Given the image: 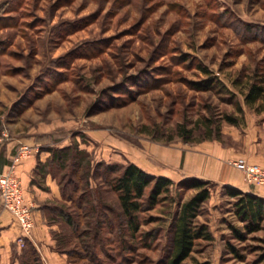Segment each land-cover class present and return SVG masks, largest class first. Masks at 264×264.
Returning a JSON list of instances; mask_svg holds the SVG:
<instances>
[{
  "label": "rangeland",
  "instance_id": "374dc122",
  "mask_svg": "<svg viewBox=\"0 0 264 264\" xmlns=\"http://www.w3.org/2000/svg\"><path fill=\"white\" fill-rule=\"evenodd\" d=\"M210 78L213 89H193ZM260 79L264 0H0L1 124L44 135L45 150L68 148L82 160L76 173L72 156L62 170L45 165L65 191L72 183L80 188L72 200L85 195L80 207L61 196L46 208V218L48 209L62 207L77 224L74 230L63 217L52 221L53 249L67 264H165L172 218L197 191L175 182L153 207L144 205L131 233L102 177L118 172L107 174L103 166L126 163L123 144L140 150L146 141L183 142L179 126L198 141L208 122L219 125L220 137L264 125V101L250 109L241 91ZM237 103L243 122L229 125L223 115L240 119ZM88 161L99 176L82 194ZM208 188L195 223L206 225L212 239L197 240L182 264H264V220L260 230L245 233L235 200L215 183ZM34 256L15 250L9 264H42Z\"/></svg>",
  "mask_w": 264,
  "mask_h": 264
},
{
  "label": "crops",
  "instance_id": "0c3cea01",
  "mask_svg": "<svg viewBox=\"0 0 264 264\" xmlns=\"http://www.w3.org/2000/svg\"><path fill=\"white\" fill-rule=\"evenodd\" d=\"M3 125L0 135V173L7 169L11 158L21 145L31 147V155L16 169L23 194L32 205L34 226L32 234L18 243L22 237L14 218L2 208L0 203V264H9L12 252L22 251L25 245L35 248L42 264H67L65 256L53 249L52 225L46 221V208L53 201L60 200L58 182L51 174L41 177L37 169L42 168L51 158V150H45L36 141L34 131L16 132ZM245 130L222 132L221 139L203 140L194 144L184 142L158 144L146 141L139 150L121 146L125 162L136 165L144 172L171 180L195 178L215 183L222 189L229 187L243 193L264 198V188L247 185L243 174L229 162L245 159L249 164L264 168V125H248ZM229 134V140L224 135ZM122 163V161H119Z\"/></svg>",
  "mask_w": 264,
  "mask_h": 264
},
{
  "label": "trees",
  "instance_id": "16d2710c",
  "mask_svg": "<svg viewBox=\"0 0 264 264\" xmlns=\"http://www.w3.org/2000/svg\"><path fill=\"white\" fill-rule=\"evenodd\" d=\"M198 70H200L204 75L210 76L211 73L205 67L197 65ZM216 79H209L203 81V83H195L193 84V89L197 91H208L213 89L216 86ZM237 82H233L235 86ZM243 102L246 107L252 109L255 106H260L264 101V81L260 79V81L249 83L246 86L245 91L241 89ZM236 112L239 114L240 119L234 115H223V121H225L229 125H239L243 122L244 111L239 103L235 105ZM259 111V110H258ZM3 130V125L0 121V135ZM203 137L198 141H193L191 138L192 130L185 129L182 126H179V137L182 139L184 143L194 144L203 140H218L220 138V127L219 125L212 127V123L208 122L203 129ZM42 135L41 137H43ZM41 137H37L36 141L41 143ZM172 139L170 138L168 142ZM41 146H44L41 143ZM68 148L61 149H52L51 150V158L47 164H56L58 169L62 170L65 166L66 161L70 160L72 156V171L76 173V170L80 168V163L78 158V152L75 151L72 155H69ZM78 158V159H77ZM82 161V160H80ZM44 164L42 168L37 169V173L43 177L47 173ZM105 172L109 173H117L114 177L108 179V175L105 174L104 182L109 186L110 190L115 194L119 207H120V216L123 218L125 223V228L131 233H135L138 230V214L143 210L144 205H148L149 208L153 207L159 201V197L163 194H167L170 191V187L173 186L171 180L159 177L155 175H150L136 165L130 162H126L125 164L118 167L115 165H104ZM85 173L81 175V178H86V187L82 194L90 192L91 187L89 185V179H94L96 173V169H91V164L88 161L86 163ZM92 171V172H91ZM91 174V176H90ZM52 175V174H51ZM55 175H52L53 178ZM99 176V175H98ZM70 183H72L70 181ZM62 183L59 182V188ZM209 181H203L195 178L183 179L176 182L177 188L182 189H192L196 190L197 193L188 201L182 203L179 206L178 211L174 214L170 226V242H169V255L165 261V264H182L184 260H186L190 253L193 250L195 242L197 240H205L210 241L212 236L208 231L206 225L204 224H196L195 218L198 215V208L201 203L205 202L209 198ZM72 189L70 192L65 191V187L62 186L60 189L61 196L65 199V201H70L71 203H75L78 207H80V203L85 195H80L77 200H72L73 193H77L80 188L74 183H72ZM149 188L148 194L146 198L144 197L146 190ZM225 193L233 198L234 201V210L235 215L243 223V229L245 233H252L261 229V222L264 220V198L243 193L237 189L226 187L224 188ZM71 195V197H70ZM89 200V199H88ZM91 211H95L93 206H90ZM94 209V210H93ZM50 212V216L47 219V223L52 225V221H54V217H63L64 221L73 227L74 230L77 228V224L73 219V216L70 213H67L62 207L60 208H51L48 209ZM235 238L238 240H242L244 237L242 233L236 229H232ZM31 247V248H30ZM231 252L240 257L239 254L233 249L231 246ZM29 248V249H26ZM25 248L21 251V254H26L28 252H32L36 257V250L31 245H25ZM17 254V253H16ZM17 257V256H16ZM20 257V256H19ZM264 260V256L261 261ZM35 262H38L37 260Z\"/></svg>",
  "mask_w": 264,
  "mask_h": 264
},
{
  "label": "built area",
  "instance_id": "2783aa9c",
  "mask_svg": "<svg viewBox=\"0 0 264 264\" xmlns=\"http://www.w3.org/2000/svg\"><path fill=\"white\" fill-rule=\"evenodd\" d=\"M31 147L21 145L11 158L7 169L0 173V203L16 221L21 231L22 237L18 243H23V239L32 234L34 221L32 215V205L26 201L21 182L16 175L18 165L30 157ZM229 164L243 174L244 181L250 186L264 188V168L249 164L245 159L230 161Z\"/></svg>",
  "mask_w": 264,
  "mask_h": 264
}]
</instances>
